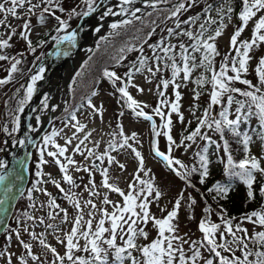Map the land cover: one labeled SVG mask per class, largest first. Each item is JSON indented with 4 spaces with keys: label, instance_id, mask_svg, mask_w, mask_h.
I'll return each instance as SVG.
<instances>
[{
    "label": "snow or ice",
    "instance_id": "snow-or-ice-1",
    "mask_svg": "<svg viewBox=\"0 0 264 264\" xmlns=\"http://www.w3.org/2000/svg\"><path fill=\"white\" fill-rule=\"evenodd\" d=\"M146 7L153 9L160 3H169V0H142ZM200 0H177L175 4L168 10L170 13L169 18L176 17L177 21L175 29L168 28V37L175 36L178 39V44L166 43L165 38H161L156 44L148 45L153 51V61L155 63V71L152 67H148L147 56H140L137 63H134L125 75L128 77L125 83L121 77H119L114 71H108L105 69L104 76L107 77L115 87L119 81L122 86L116 87V91L120 94V98L123 101V106H126L131 110L136 118H143L146 121L151 122V128L153 133V140L151 142V151L155 158L163 161L165 166L185 181L188 187L195 188V184L191 182L190 177L193 173H199V183L204 184L205 179L209 176V158H208V145L215 144L217 149L221 148V145L206 133H202V128L213 130L219 134L221 140H223V151L226 155L225 173L229 177L238 178L246 186V197L248 202L256 200L257 193L259 197L264 199V184H261L258 180L257 174L260 177H264V166L261 161L264 160V155L257 156L253 154L251 145L253 144V134L264 142V55H260L258 58L252 55L255 49H258L264 44V0H236V6H233L232 0H226V6H221L215 9L217 16L211 15L213 7L211 4H206L203 8L204 19L201 21V13H197L192 16H188L186 19L180 20L179 17L183 12L195 7ZM137 0H118L115 7L118 11H114L112 6L106 7V10L102 12L101 19L111 16H125L129 18L123 19L119 22H114L110 25L111 31L109 36L120 35L119 29L132 24L133 20L141 19L137 13H140L142 9L140 7H134ZM80 4L84 5V8H80ZM107 4V0H80L74 7L65 9L63 7V0H0V61L12 60L11 66L7 69V77L0 79V85L8 84L13 79V74L16 73L18 65L21 60L15 57H9L7 54H3L4 49L12 47L10 41L13 36L17 34V27L20 28L19 36L27 43V47L35 52V48L32 46L30 39L31 32V20L30 17L37 14L39 23H46L49 17L54 18L58 24L56 28L57 33L65 32V35L53 36L52 39L56 41L57 45L68 42L74 46L77 38L76 30L68 31L70 28V21L74 17H88L97 12L99 8ZM21 10H24L21 14ZM67 11V19L57 15V12L64 13ZM151 15V13H148ZM233 16L239 21V24L234 25V30L229 37V49L221 57V62L217 70L215 66V58L221 56L218 50L217 39L221 37L228 24L232 22ZM9 17L18 20H24V23L20 26H13ZM27 17V18H26ZM225 19L228 23H225ZM252 24L250 39L241 40L240 37L248 28L249 24ZM182 25L188 26L182 28ZM216 25L215 28L212 26ZM180 31H177V30ZM99 28L96 29L99 32ZM155 32L153 28L152 32L148 33L150 38L152 33ZM6 37V38H5ZM180 37H187L190 43L185 44ZM102 40H106L107 37H101ZM41 45L45 41L39 42ZM147 43V40H144ZM179 48V56L183 66L180 67L176 63L175 50ZM125 50L133 51L131 47H121L120 53H124ZM159 50V53H157ZM143 52V47L139 49ZM62 52L58 48L56 55H61ZM64 55H67V51H63ZM200 54L199 59L197 55ZM39 59V58H37ZM114 59H116L114 57ZM124 59L120 56L117 59V63ZM256 59L255 66L253 67L252 61ZM170 62V63H169ZM163 64V68H161ZM151 74L153 78L157 73L162 72L165 69H171V78H163L161 76L159 83L157 84V96L160 98L156 107L151 109L152 114L145 111L146 108L151 107L146 103H142L136 100L129 92V87L136 88L138 92L142 93L143 88L132 83L134 72H141L144 69ZM203 69V72L193 81L198 88H202L205 85H211V91L209 93V103L204 109L202 117H197L198 123L195 130L191 131L188 135L183 136L182 139L177 141L171 135L172 131V114H177V117L181 123L184 122V115L181 112V92L179 91L181 85L176 82L177 77L183 73V80L189 81L192 73L197 69ZM45 68L43 65L39 66L36 74L30 76V83L27 84L25 95L19 100L18 108L16 111L23 112L24 106L32 99L34 92L36 91L37 81L43 79V73ZM250 72L254 73L257 80L253 83L251 79L246 78ZM210 73V78L205 75ZM79 75V74H78ZM151 82V81H149ZM236 83L246 86L245 88L236 87ZM161 86L163 90H161ZM172 86L174 91V100L169 101L165 95V90ZM21 87H24L23 85ZM19 91V89L17 90ZM194 100H199L202 93L196 89H193ZM92 95H96L95 92ZM240 96L244 99H237ZM42 105L48 107V97L45 96L41 101ZM233 105H235L233 111ZM88 106L93 109V112H100L102 115V106L97 108L92 104L91 99L88 100ZM213 106H220L217 116L212 115ZM198 105H193L192 113L195 115V110ZM163 108H169L170 110L165 113ZM71 120L75 121L71 124V127L75 129L72 136L65 138L64 146L58 144L54 139L59 135V132L53 130L50 135H45L43 141L45 146L51 144L55 151H47V156L51 157V163L58 166L59 172L62 173V179L72 188L79 187L76 180L69 173V166H75V171L87 172L89 175L88 184L84 185V190L88 192L89 196L97 197L100 193L96 190L97 186L92 179L93 172H99L102 176L101 186L113 193H118L123 198L122 204L114 203L111 201L105 193L102 198L104 205L111 204L113 211L108 212L107 209H99L102 213V217L93 230V218L94 212L90 211L88 216L90 219L84 220L83 209L80 200L77 198L78 194L71 192L70 189L66 190L61 186V182L54 177L51 173H43L37 171V176L47 175L48 180L45 183H52L59 193L63 194L65 199L72 204L77 210V215L74 218L73 225L70 231L65 232L63 238L57 236V241L64 246L63 254L57 251V248L48 244L44 238V233L39 235L35 231H30L28 227L23 229L28 233L32 240L38 241L42 246L44 254L50 252L54 259L51 264H65V261L69 264H108L109 251L114 249V261L118 264H124L125 260L130 261V264H264V230L249 232L248 228L243 227L242 224L247 222L253 226H259L264 229V204L256 210L243 214L239 220L240 223L233 225V221L236 217H227L223 214V210L220 215L221 223H214L210 220L209 215L211 213L210 206L204 208L206 215L204 219H201L198 224V229L202 233L200 240H188L184 236L178 234L179 225L174 223L178 219L179 209L181 202L184 200V192L181 191L178 197L175 199L172 210L167 212V215L163 218H156L149 211V205L152 202L149 197L153 196L158 201L162 195V192L154 187L155 177L150 176L151 169L145 167V158L140 151H138L130 140L139 144L140 141L137 137V133L133 132L131 136L125 135L123 126L118 124V132H113V139L109 141L107 148L101 152H94L93 149L85 150L82 145L91 136V132L85 133L83 139H79L77 133L83 132L87 127L77 120L75 113H69ZM120 116L124 115V112L119 113ZM154 116L161 118L163 123L157 126ZM231 117V118H230ZM253 118H255L259 125V131L253 128L251 133L249 131H241L242 124H248ZM14 127L11 132L7 125L0 126L2 131L11 135L12 132H16L20 127V117L18 115L13 116L12 120ZM191 123V122H189ZM69 125L66 123L65 127ZM32 126L29 125V128ZM159 129H164L160 131ZM34 130V129H33ZM230 133L232 137L236 139V142L242 144L244 156L238 162H236L231 153V146L229 141L225 138V134ZM163 135L166 137V150H161L159 142L156 137ZM116 137H119L117 139ZM207 141V145L197 151L195 156L198 157L200 167L195 166L189 168L180 159L175 158L172 153L174 149L183 147L185 151L192 146L191 143L186 144L185 141L195 143L196 138ZM74 139H79V143L72 149L73 152L79 153L87 160L90 157H94V160L100 161V164L93 162L90 166H81L77 164V161L72 158L71 155H65L68 152V145H71ZM31 143L32 141L29 140ZM21 144L24 141H20ZM99 146L98 143L96 145ZM118 149L131 150L134 154L137 166L135 173L133 174V182L128 184V191H123L114 183H110L109 169L107 167H101L105 158L108 165L117 164L121 170L125 169V164L120 163L115 156L110 154V151ZM45 151H40V164H48L49 161L44 159ZM63 158V161L61 160ZM223 162V160L221 161ZM23 163V162H21ZM178 166V167H176ZM7 167L4 160H0V183H3L7 179V175L3 174V170ZM39 168V165L37 166ZM143 173L142 178L140 175ZM41 183V181H37ZM258 186V187H254ZM36 191H43L48 199V207L50 209H59L64 213L63 220H68L67 210L62 208L57 203V198L52 196V193L46 189L35 188ZM11 187L5 188V193L11 192ZM31 191L29 190V200L32 199ZM198 191V190H197ZM208 193L215 192L221 198H226L229 192V187L221 184L219 181L209 188ZM216 199V196H213ZM189 207L196 204V200L189 197ZM7 203V198L0 199V212H6L7 209L4 205ZM84 206H90L91 209L96 210L97 205L93 200L88 199L84 201ZM32 207H35L33 204ZM163 212L164 209H161ZM28 220H33L34 217L27 212L23 214ZM57 214L52 211L47 213L49 219H55ZM106 220L110 226L105 227ZM152 222L153 227L157 229L156 238L151 242L139 245L137 239L143 237L148 239L149 233L143 228L138 227L140 224L147 225ZM20 223V220L17 221ZM39 223L44 224V218H39ZM223 225V230H221ZM49 229L59 231L58 226L48 224L46 226ZM8 232L5 237L7 245L0 248V259L4 261V264H29L31 260L32 264H48L47 261L42 260L40 255L33 252V245L25 242L21 238V232L17 229H3ZM13 233L15 235L18 246L25 250V254L17 256L10 251L11 241L13 239ZM105 233L109 234L108 238H105ZM123 241V245H117V237ZM186 235V234H185ZM125 236L127 237L125 239ZM229 237H231L229 239ZM84 240V244H80V239ZM189 244L191 255H187L184 249V245ZM106 245L107 247H104ZM251 245V247H250ZM201 249H204L209 253L206 257L203 255ZM133 251L139 253V256L133 255ZM87 253L88 255H77V253ZM237 252L240 254L237 255Z\"/></svg>",
    "mask_w": 264,
    "mask_h": 264
},
{
    "label": "rangeland",
    "instance_id": "rangeland-1",
    "mask_svg": "<svg viewBox=\"0 0 264 264\" xmlns=\"http://www.w3.org/2000/svg\"><path fill=\"white\" fill-rule=\"evenodd\" d=\"M176 0H169V3L172 2L174 4ZM33 2H36V0H33ZM236 0H232V3L234 4ZM77 3H80V0H63V7L67 10L71 7H74ZM118 3L113 2L104 7V9L101 10V12L97 13L96 15V21L92 24V27L89 28V31L92 32L93 39L91 41V44L88 46V52L84 57V61H81L79 65L74 67L69 74L65 78V86H66V93L68 95V101L66 104H64L61 108V113L64 114L68 111V106L71 103V95L73 90L79 89L82 85V79L85 75L91 74L96 79H99L100 87L98 88L96 95L92 98V104L95 105L97 108H100L102 106V115L100 112H93V109L90 108L88 105L86 108L79 112L76 115V118L78 121H80L82 124H85L87 127L84 129L83 132L77 133L76 135L79 137V139H83L85 133L91 132V136L88 140L85 141V144L82 145V148L85 150V155L87 154V149H93L94 152L101 153L103 152L107 146L109 141L113 139L112 133L118 132L119 129L117 127L118 124H121L124 129L125 135L131 136L133 132L137 133V137L140 141L139 144L135 143V141L130 140L129 143L132 144L138 151L142 153V155L145 158V167L147 169H151L150 176L155 177V184L154 187L158 188L162 195L158 201L153 196L149 197V200L152 202L149 205V211L152 215H154L156 218H163L167 215L168 211L172 210L173 204L175 202V199L178 197V194L183 191L184 192V200L181 202V207L179 209L178 213V219L174 221V223H178L179 225V231L178 234L181 236H184L185 239L188 240H200L202 237V233H200L198 229V224L203 217H205L207 214L204 212V208L208 207L209 205L206 202V199L201 193V188L196 183V178L192 174L190 177L191 182L195 184V188L188 187L184 180H182L179 176L175 175L172 171H170L166 166H164V163L159 162L155 157L154 154L151 151V142L153 140V133L151 128V122L146 121L143 118H136L133 113L125 106H123V101L120 98V94L116 91V87L122 86V84L118 81L116 86L114 87L112 82L103 74H97V68L100 66V64H103L105 67H110L111 65L115 64L117 59L122 54H126V58H129L134 51H137L138 46V37L139 34H130L129 33V26H131L134 30V24H138L140 21L145 20V23L149 24H157L156 30L154 34L156 36H160V38H165V41L171 44H178V39L173 37H168L167 29L168 28H174L177 21L176 17L169 18L170 13L166 16H163L165 14V6L169 3H160L156 6L155 9L151 7H146L143 5L142 0H137V3L134 5V7H140L142 11L140 13H137L138 16L141 17L139 20H133L132 24L124 26L120 28L118 31L120 35H113L109 36V32L111 31L110 25L114 22H119L123 19L129 18L127 15L125 16H107L101 19V14L103 11L106 10V7L112 6L114 11H118V9L115 7V5ZM214 3V4H212ZM206 4H211L213 7V11L211 15L213 17L217 16V13L215 11L216 8L221 6H226V0H200V2L193 8L189 9L186 12H183L179 19L183 20L186 19L188 16L195 15L203 10ZM80 8L83 9L84 5L80 4ZM24 10H21V14H23ZM148 13H151V15H148ZM38 11L36 15H33L30 17L31 20V32L29 34L31 41L40 37L48 28L55 27L57 22L54 18L49 17L46 21V23L41 24L38 20ZM57 15H60L62 18L67 19V11L64 13L57 12ZM27 18V17H26ZM81 17H74L70 21V26H75L76 23L80 20ZM204 19V14L201 17V21ZM9 21L13 26H20L24 23V20H18L13 19L9 17ZM225 23H228L225 19ZM56 24V25H55ZM239 24V21L236 19L235 16H233V20L231 23L228 24V27L226 28L224 34L217 39V45L218 50L221 53V56H217L215 58V66L218 70L219 64L221 62V57L228 52L229 49V37L232 34L234 30V25ZM58 27V26H57ZM56 27V28H57ZM188 26L182 25V28H185ZM216 25L213 27L215 28ZM99 28V32L96 31V29ZM251 29L252 24L250 23L248 28L245 30V32L240 37L241 40L243 39H250L251 35ZM3 29H0V32H3ZM20 28L17 27V34L13 36L10 43L12 44L11 48L4 49L3 54L7 53H14V50L16 48L24 47L26 42L20 38L19 36ZM177 31H180L179 29ZM62 33V32H60ZM60 33H57V31L51 36L50 39L46 40L43 45L38 46L39 49L35 50V52H32L31 50H28L25 52L21 59L19 57L15 56L16 59L21 60V63L18 65V71L13 74V79L5 85H0V126L7 125L10 132L11 129L14 127V124L12 122L13 116H16L21 113L16 111L18 108L19 100L22 99L25 95L27 84L30 83V76L33 74H36L37 69L39 66L43 65V62L41 60L48 55V52L57 46L56 41L52 39L53 36H58ZM133 33V32H132ZM101 37H107L106 40H102ZM6 38V37H5ZM180 40L183 42H188L187 37H180ZM53 44V45H52ZM52 45V46H51ZM52 47V48H51ZM121 47H131L134 50L133 51H127L125 50L124 53H120L119 49ZM175 53H177V49L175 50ZM161 54V53H160ZM136 55V54H135ZM135 55L133 57L129 58L128 62H131V65L135 63L137 59L135 58ZM152 55V54H151ZM162 55V54H161ZM252 55L256 58H258L260 55H264V44H262L258 49H255L252 52ZM114 57L116 59H114ZM153 56L149 57L148 60V67H152L153 71H155V63L152 59ZM39 58V59H37ZM71 58V57H70ZM68 58V59H70ZM72 59V58H71ZM180 58H178V55H176V60L179 61ZM67 60V59H66ZM12 61L11 59L8 60ZM13 62V61H12ZM6 62L2 61L0 62V79L6 78L8 73L7 69L10 67H5L7 65ZM126 63V62H125ZM124 63V64H125ZM253 67L255 66L256 59H253L251 62ZM138 65V64H137ZM45 68V67H44ZM124 68V66H123ZM117 69L119 73L124 72V69ZM161 68H163V64H161ZM130 69V67H128ZM71 74V76H70ZM79 74V75H78ZM198 74V70H195L192 73V76L189 81L185 82L183 80V73H181L178 77L176 82L181 85L179 91L181 92L182 100H181V112L184 115V122L181 123L177 117V114H172V131L171 135L173 138L177 141V143L182 139L183 136L188 135L191 131L195 130L198 120L197 117H202L204 109L208 106L209 103V93L211 91V85H205V87L202 90V95L200 99L194 100L193 99V89H196L200 91L202 88H198L197 85L193 83V77ZM163 76V78H171V69H165L160 73H157L156 77L153 78L151 74L147 71L145 68L141 72H134L132 83L139 86L140 88H143L144 91L142 93L138 92L136 88L129 87L130 94L138 101L142 103H146L150 105L151 107L146 108L145 111L149 114H152L151 109L156 107L159 97L157 96V84L159 83V80ZM248 79H251L253 83H256L257 80L255 78L254 73L250 72V74L246 77ZM125 83L127 80H123ZM151 81V82H149ZM26 84V85H24ZM24 87H21V86ZM236 87L245 88L246 86L240 85L239 83H236ZM19 89V91H17ZM161 90H163L161 86ZM165 95L169 99V101L174 100V91L172 86H170L167 90H165ZM45 97V95H44ZM242 97L238 96V99H241ZM193 105H198V107L195 110V115L192 113ZM220 106H213L212 115L217 116L218 118V112H219ZM235 105H233V111H234ZM170 109L169 108H163L162 111L167 113ZM123 111L124 115L120 116L119 113ZM58 115V114H57ZM56 118V115L52 117L51 122L49 123V126L42 132V135L45 133V135H50L53 130H56L59 132V135L56 136L54 139L56 142L62 146L65 144V138L68 136H72L75 129L71 127V124H74L75 121L70 120L67 122L69 125L68 127H65L64 121L62 120L61 123L58 125H55L53 119ZM156 124L159 128V126L163 123V121L160 119H155ZM252 122L257 121L255 118L251 120ZM191 122V123H189ZM160 131H164V129H159ZM202 133L206 132L212 140L216 141L218 144L221 145L220 149L216 148L215 144H211L210 147L214 149V153L211 155L213 157H219L221 162V165L225 164L226 161V155L223 151L222 145L223 140L220 139L219 134L215 133L211 129L202 128ZM7 137H9V142L11 141V146L15 147L18 137V130L16 132H12L11 135L6 134L2 131V127H0V160H4V148L7 147V150H9V142L7 143ZM119 139V137H116ZM226 138V136H225ZM39 139V138H38ZM37 139V140H38ZM79 139H74L71 145H68V152L65 154L71 155L74 160L77 161L78 165L81 166H90L93 162L96 164H100V161L94 160V157H90L89 159H85L84 156L80 155L79 153L73 152V148L77 143H79ZM156 139L159 142V146L161 150H166V137L161 135L160 137H156ZM207 141L201 140L199 137L196 138L195 143L185 141L186 144L191 143L192 146L185 151L183 147L174 149L172 155L175 158L180 159L185 165H187L189 168L196 165L198 158L195 156V153L199 151L203 145ZM98 143V147L96 146ZM251 148L255 151L256 155L262 156L264 155V142H262L258 136H253V144L251 145ZM45 155L44 159L48 160V164H39V168H37V171H42L43 173H51L52 177L59 180L61 182V186L64 187L66 190H69L71 192H75L78 194L77 198L80 200L82 209H83V216L84 220L90 219L88 216V213L90 211L94 212V218H93V230H95V226L98 223V221L103 218L102 213L99 211V209H107L108 212L113 211V207L111 204L104 205L102 203V198L105 193H107L109 199L113 201L114 203H120L122 204L123 198L119 196L118 193H113L109 191L108 189H105L101 186L102 184V176L99 172H93L92 179L94 180L97 191L100 193V196L92 197L89 196L88 192L84 190V185L88 184L89 181V175L87 172L80 171L76 172L75 166H69V173L73 176V178L76 180V183L79 185V187L72 188L69 186L66 182L62 179V173L59 172L58 166H55L51 163L52 158L47 156V151H55V148L49 144L44 147ZM33 154V151H32ZM110 154L115 156L116 159L120 162L125 164V169L121 170L117 164L108 165L107 159L105 158V161L103 164H101V167H107L109 169V175L111 177L110 183L116 184L118 187H120L123 191H128V184L130 182H133V174L135 173L137 161L135 160L134 154L131 152V150H125V149H118L115 151H110ZM32 158V157H31ZM63 161V158H61ZM262 166H264V160L261 161ZM7 164V163H6ZM215 161L211 162V167L215 166ZM178 167V166H176ZM197 167V166H196ZM35 169V168H34ZM142 178L148 179V177H143V173L140 174ZM226 176L225 170L223 171V174L220 176L222 179ZM48 180L47 175L37 176L36 181H30L27 180L25 190H32L31 193L35 196V207L34 210V219L28 220L27 217H22L23 220H20V223H16L12 229H19L21 232V238L28 243H31L33 245V252L37 255L41 256L42 260H45L48 262V264H51V261L54 259L52 254L50 252L44 254V251L42 246L39 245L38 241H34L31 239V237L28 235V233L24 232L23 229L25 227H28L30 231H35L38 235L40 233H44V238L48 244H50L52 247L57 248V251L60 254H63L64 252V246L61 245L56 237L59 236L63 238L64 233L70 231L75 216L77 215V210L70 204L67 199H65L64 195L59 193V190L55 188V186L44 181ZM37 181H41V183H37ZM35 188L40 189H46L48 192L52 193L53 197L57 198V203L60 204V206L67 210L68 213V220L64 221L63 216L64 213L60 212L59 209H50L48 207V199L49 197L44 194L43 191H36ZM11 187V192L14 189V186ZM198 190V191H197ZM20 193L15 201L16 208L19 207L21 210V213L25 209V203L23 201H20ZM192 197L196 200V204L192 205V207H189V204L191 203L189 200V197ZM0 199H3V197H0ZM91 199L93 202L97 205V209L93 210L90 206L85 207L84 201ZM5 207V206H4ZM161 209H164L162 212ZM49 211H52L56 215V218L49 219L47 216V213ZM21 217V216H20ZM44 218V224L39 223V218ZM209 218L214 223H221L220 216L218 213L212 214L210 213ZM38 222V224H36ZM5 225L3 226V224ZM7 223L6 217L3 214H0V248H3L7 245V241L5 237L8 235V232L3 231ZM240 223V221L233 222V225ZM48 224H52L54 226H58L59 231H56L54 229H49L46 226ZM110 224L106 220L105 227H109ZM243 227L248 228L249 232L252 233L254 231L258 230H264L261 229L258 225L253 226L247 222H244L242 224ZM138 227H143L148 233V239L145 240L143 237H139L137 239V242L140 244H143L145 242H149L152 239L156 238L157 236V229L153 227L152 222L150 221L147 225L140 224ZM11 229V228H10ZM221 230H223V225H221ZM186 234V235H185ZM105 237H109L108 233H105ZM127 237L125 236V239ZM231 237H229L230 239ZM80 244H84V240L80 239ZM117 243H123V241L119 238V235L117 237ZM104 247H107L106 245H103ZM251 247V245H250ZM184 249L187 255L191 254V250L189 248V244L184 245ZM10 251L15 253L17 256L21 254H25V250L18 246L15 235L13 233V239L11 241V247ZM204 256L208 257V252L204 249H201ZM240 253L238 252V255ZM88 255V254H87ZM108 257H114V252L109 251ZM67 261H65L66 263ZM202 262V261H201ZM200 262V263H201ZM69 263V262H68ZM0 264H4V261L0 259ZM14 264H15V257H14ZM29 264H32L31 260H29Z\"/></svg>",
    "mask_w": 264,
    "mask_h": 264
},
{
    "label": "trees",
    "instance_id": "trees-1",
    "mask_svg": "<svg viewBox=\"0 0 264 264\" xmlns=\"http://www.w3.org/2000/svg\"><path fill=\"white\" fill-rule=\"evenodd\" d=\"M212 4H214V3H212ZM233 6L234 7L236 6V2L233 4ZM170 8H171L170 6L169 7L166 6L164 8L165 14L163 16H165V18L169 14L168 10ZM199 13H201V17H202L203 11H201ZM156 25L157 24L151 25L149 23H145V20H143V21H140L138 24H134V30L131 26H129V33L130 34H132V35L137 34V32L139 34V37H138V42H139L138 46L139 47L137 48L138 52L134 51L132 53V55L130 56V57H133L136 54L134 59H137V60L135 61V63L138 62V58L140 56H147L148 58L153 56V51L151 48H149L148 45L156 44L161 38H160V36H156L154 34V32L152 33L151 37L149 38L148 33L152 32L153 28L156 30V27H157ZM57 26H58V24L55 27L48 28L40 37L32 40V46L36 50L39 49L38 46L41 45L39 42L41 40L46 41V40L50 39L51 36L56 32ZM214 26L215 25H213L212 27H214ZM70 28H71V26H70ZM62 34H63V32L60 35H62ZM144 40H147V43H144ZM165 42L168 43L167 41H165ZM188 43H190V42L188 41L185 44H188ZM141 47H143L142 53L139 51V49ZM28 50H30V49L27 47V45H25L24 47L16 48L14 50V53H7V55L10 58L17 56V57H19V59H21L23 54L25 52H27ZM179 51H180L179 48H177V53H175L176 55H178V58H180ZM157 53L160 54L159 50H157ZM195 55H197V58L199 59L200 54H195ZM121 56H123L124 59L120 60L119 63H117V61H116L115 64L111 65L110 67H105L103 64H100V66L97 68L96 77L98 76L99 73L103 74L105 69H107L108 71H114L116 73V72H118L117 69H121V68H123V66H124L123 69L125 70V72L123 74L125 75V73L128 72L127 71L128 67L131 68L132 65H131V62H128L130 57L126 58V54H122ZM0 62H2V61H0ZM4 62L7 63L8 61H4ZM11 63H12V61H9V63H7V65H5V67H10ZM180 63H181V61L179 60L177 64H180ZM196 70H198V74L193 77V80H195L203 72V69H200V68H197ZM123 74H122V76H123ZM205 75H207L210 78L211 74L205 73ZM103 76H104V74H103ZM99 83H100L99 79H96L93 75H91V74L85 75L82 79L81 87L79 89L73 90V92H72L71 103L68 106V111L64 114H61L59 116V119L60 120L69 119L70 118L69 113L78 112L85 105L86 101L92 97V93L95 91V89ZM204 87H202V89L200 90L201 92H202ZM253 128H255V129H257V131H259L258 123H256L253 126ZM243 130H244V128L241 126V131H243ZM225 136H226V139L229 141V144L231 146V153L233 155V158L236 162H238L244 156L242 144L237 143L236 139L234 137H232V135L230 133H226ZM208 147H209V151H208V158H209V156L214 153V149H212V147H210V145H208ZM212 157L209 159V165H208L209 176L205 179L204 184L199 183V173L198 172L193 173V175L196 178V183L201 186L202 195L206 199L207 204L210 206L211 211H214L215 213L221 214V212L223 210V214H225L229 218L236 217L237 219L234 220V221H236V220H239V218L243 214L251 212L252 210H256L260 207L261 204H264V199L259 197L258 193H257L256 200H254L252 202H248L247 197H246V186L238 178L229 177L228 175H226L225 177H223L221 179L220 176L223 174V171L225 170L226 161H225L224 165L223 164L221 165V160L219 157H213L214 159ZM213 160H215V164H216L215 166L216 167H211V162ZM257 177H258V180L260 181V183L264 184V177H260L259 175H257ZM218 181L221 184L229 187V192H228V195L226 198H221L215 192L208 193V191H207L209 188L213 187V185L216 184V182H218ZM254 187H258V186H254ZM213 196H216V199H213ZM28 197H29V194L24 193V195L22 197H20V201H23L26 205L29 202ZM25 212H27L29 215H32V211H31V208H29V205H28V207L25 206V209L22 213H21L20 208H16L14 210L13 216L18 218V219H22V217H26L23 215ZM77 255H85V253L81 252V253H77Z\"/></svg>",
    "mask_w": 264,
    "mask_h": 264
},
{
    "label": "bare ground",
    "instance_id": "bare-ground-1",
    "mask_svg": "<svg viewBox=\"0 0 264 264\" xmlns=\"http://www.w3.org/2000/svg\"><path fill=\"white\" fill-rule=\"evenodd\" d=\"M117 1L118 0H107V4L101 6L99 12H101V10L104 9L106 5ZM97 15L94 14L90 16L80 25L79 50H75V45L72 46L68 42H64L63 44L54 47L51 54L43 61V66L46 69L43 73V79L37 81L36 86L40 81H43V84L37 92L38 94L36 93L37 95L28 105V111L26 113L20 114L19 116L20 127L18 129L17 138L23 137V135L25 134L26 138L28 139L27 141H25V144L22 147H18L17 145L15 147H12L11 141L9 142L10 138L7 137L6 142H9V144H7L9 145V150L5 151L3 158L7 163L8 169H4L3 172L9 173V177H16L19 175L17 170L20 169V157L22 148L25 147V145L26 147L29 146V140H32L34 138L45 121L51 119L56 113H58L61 110L62 106L68 101L65 78H67L66 76L74 67L79 65L81 61H84V57L88 52V46L91 44L94 36L92 32L89 31V28L92 27L93 23H95ZM58 48L61 50V52L66 50L67 52L71 53V55L67 57V60L66 58L58 59V57L61 56L56 55ZM45 75H47V80H45ZM44 95L48 97L47 108H45L41 103V101L44 99ZM29 125H31L32 127L29 128ZM2 196L8 198V193L5 194L0 192V197Z\"/></svg>",
    "mask_w": 264,
    "mask_h": 264
},
{
    "label": "water",
    "instance_id": "water-1",
    "mask_svg": "<svg viewBox=\"0 0 264 264\" xmlns=\"http://www.w3.org/2000/svg\"><path fill=\"white\" fill-rule=\"evenodd\" d=\"M99 10H100V8H99ZM99 10L97 12L93 13L92 15H94V14L96 15L99 12ZM92 15H90V16H92ZM90 16L80 18V20L78 21L77 25L73 29V30H76V32H77V38H76V43L75 44H77L78 47H76L75 50L79 49V40H80L79 27ZM68 56H70V54H67V55L62 54L60 57H58V59H64V58H66ZM45 80H47V75H45ZM42 84H43V81L41 83H39V85L37 86L36 91L34 92V94H36L39 91V89L41 88ZM27 111H28V105H27V107H25L23 113H26ZM26 139H27L26 135L24 134L23 135V141H24L23 145L25 144V140ZM21 159H22L23 165L25 167V171H24V175H23V180H24V184H25V182L27 180V177H28V172H27V151H26V149L24 147L22 148Z\"/></svg>",
    "mask_w": 264,
    "mask_h": 264
}]
</instances>
